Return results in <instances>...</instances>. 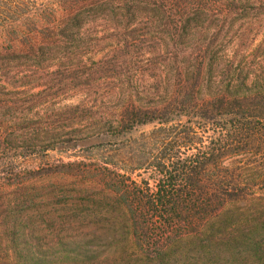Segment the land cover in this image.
Returning <instances> with one entry per match:
<instances>
[{
    "label": "trees",
    "instance_id": "16d2710c",
    "mask_svg": "<svg viewBox=\"0 0 264 264\" xmlns=\"http://www.w3.org/2000/svg\"><path fill=\"white\" fill-rule=\"evenodd\" d=\"M22 1L0 0V44H9L0 61L25 53L40 66L60 53L70 75L82 70L112 86L99 93L104 107L86 91L70 110L122 145L100 169L107 186L91 201L96 213L151 216L172 234L202 236L187 243L192 252L224 245L264 264V187L254 189L264 185V0H34L25 27ZM144 44H157L159 61L134 69L127 48ZM149 125L136 151L125 147ZM2 131L0 123V144ZM57 139L31 134L3 144L44 157ZM75 141L70 135L66 150Z\"/></svg>",
    "mask_w": 264,
    "mask_h": 264
},
{
    "label": "rangeland",
    "instance_id": "374dc122",
    "mask_svg": "<svg viewBox=\"0 0 264 264\" xmlns=\"http://www.w3.org/2000/svg\"><path fill=\"white\" fill-rule=\"evenodd\" d=\"M35 4L34 0L22 1L21 9L27 15L21 26H27V19L32 22ZM156 45L127 48L134 69L157 59L152 50ZM0 46L9 48L4 41ZM16 47L27 50L28 46L18 43ZM59 55H52L54 60L40 58V66L25 53L4 56L0 61V101L5 104L0 111L4 126L0 144V264H252L245 251L224 245L192 252L190 244L199 245L202 236L172 234L164 230L163 221L151 216L131 221L96 213L91 201L99 202L107 186L101 182L100 169L122 145H116L111 139L113 132L101 129L92 116L74 115L70 110L86 91L104 107L99 93L112 86L106 78L86 80L82 70L70 75L65 70L69 60ZM81 62L91 64L88 56ZM38 98L42 99L39 104L34 102ZM153 129L151 125L138 127L125 147L133 145L136 151L142 137ZM31 134L32 141L57 137L56 150L38 157L16 148L17 142L14 146L15 140ZM70 135L76 141L75 148L68 151ZM5 141H13L12 146L4 145ZM263 187L256 185L254 189ZM134 224L137 232L132 229Z\"/></svg>",
    "mask_w": 264,
    "mask_h": 264
}]
</instances>
